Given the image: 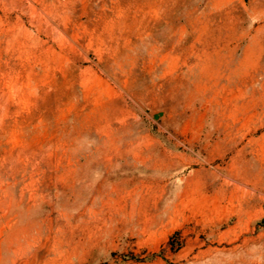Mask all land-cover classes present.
I'll return each mask as SVG.
<instances>
[{
  "label": "rangeland",
  "instance_id": "1",
  "mask_svg": "<svg viewBox=\"0 0 264 264\" xmlns=\"http://www.w3.org/2000/svg\"><path fill=\"white\" fill-rule=\"evenodd\" d=\"M260 45L264 0H0V264H264Z\"/></svg>",
  "mask_w": 264,
  "mask_h": 264
},
{
  "label": "bare ground",
  "instance_id": "2",
  "mask_svg": "<svg viewBox=\"0 0 264 264\" xmlns=\"http://www.w3.org/2000/svg\"><path fill=\"white\" fill-rule=\"evenodd\" d=\"M17 1V0H16ZM20 0H18V2H19ZM5 2V1H4ZM11 2V1H10ZM22 2V1H21ZM15 3V2H14ZM17 3V2H16ZM10 4V3H9ZM18 5V4H17ZM16 6V5H15ZM14 5L12 6V7H15ZM2 9V8H1ZM12 9V8H11ZM14 10V9H13ZM11 11V10H10ZM5 12H7V11H5ZM6 16H8V15H6ZM7 18V17H6ZM10 19V18H9ZM8 20V19H7ZM12 21H13V19H12ZM10 24H11V21H10ZM9 24V25H10ZM15 24V23H14ZM8 25V26H9ZM11 26V25H10ZM112 31H114V30H112ZM13 32V31H12ZM11 32V33H12ZM8 35V34H7ZM12 35V34H11ZM6 36V35H5ZM9 36V35H8ZM7 36V37H8ZM12 37V36H11ZM11 39V38H10ZM126 40H127V37L124 35V31L122 30V29H120V30H118V32L115 34V33H111V32H108L104 37H103V39H102V43H101V45L103 46V48L106 50V52H110L111 54H112V60H113V66H112V68H113V70L115 69L116 70V75H121V74H124L125 72H126V68L128 67V64L130 63H128L127 64V60L128 59H130V58H132V59H134L136 62L135 63H137V60H138V58L137 59H135V58H133V57H127V56H125V55H122V53L120 52L122 49H123V47H125V44H126ZM146 40V38L145 37H143V35H141L140 36V41H145ZM10 41V40H9ZM146 43L145 42H143L142 43V45L139 47V49L140 50H143V51H141V54H140V52H139V54L142 56V54H143V52H145L146 51V49L145 48H147L146 47V45H145ZM149 45V44H148ZM145 46V47H144ZM144 49H145V51H144ZM147 49H149V48H147ZM260 51H262L263 49H264V46H262V45H260ZM159 51V50H158ZM146 55L145 56H142V58L143 59H145V60H147V62H149V65H150V68L151 69H149V70H152L151 72L153 73V75H155V79H157L158 78V73L160 72V64H158V60L161 58H159V52H157V48L154 46H152V48H151V51H146V53H145ZM163 55V54H162ZM129 56V55H128ZM134 56V55H133ZM131 59V60H132ZM164 59V58H163ZM146 62V63H147ZM163 62V61H162ZM134 63V64H135ZM132 64V63H131ZM133 64V65H134ZM148 64V63H147ZM130 65V64H129ZM162 65V64H161ZM234 66V65H233ZM148 67V66H147ZM146 68V67H145ZM149 68V67H148ZM148 70V71H149ZM133 71V70H132ZM237 71V70H236ZM114 72V71H113ZM129 72V71H128ZM166 73V72H165ZM131 74V73H130ZM225 74H226V72H225ZM237 74V73H236ZM125 76V75H124ZM118 77V76H117ZM162 78V77H161ZM256 78V77H255ZM152 79H154V78H152ZM237 79V78H236ZM254 79V78H253ZM126 80V79H125ZM228 80H229V78H228ZM90 81V80H89ZM128 81V80H127ZM253 81V80H252ZM257 81V80H256ZM230 83V82H229ZM254 83H255V81H254ZM154 85H156V83H153V86ZM217 85H219V84H217ZM125 88V87H124ZM225 88H227V87H225ZM124 90V89H123ZM234 90V89H233ZM129 92V91H128ZM236 92V91H235ZM136 93V92H135ZM123 96V95H122ZM232 98H234V97H231V99ZM252 99V98H251ZM219 100V99H218ZM233 100V99H232ZM227 101V100H226ZM250 101V100H249ZM213 103V102H212ZM218 103V102H217ZM237 103V102H236ZM117 104V103H116ZM238 106V105H237ZM249 106V105H248ZM118 108V107H117ZM263 108V107H262ZM115 109V108H114ZM119 110V109H118ZM263 110V109H262ZM115 111V110H114ZM211 111H212V108H211ZM252 111V110H251ZM116 112V111H115ZM255 112H257V111H255ZM114 113V112H113ZM259 113V112H258ZM118 114V113H117ZM260 114H262V113H260ZM257 115V114H256ZM113 116V115H112ZM223 116V115H222ZM264 117V116H263ZM114 118H115V116H114ZM210 135V134H209ZM245 159V158H244ZM242 162V161H241ZM248 164H249V162H248ZM246 167V166H245ZM262 172H260V174H261ZM88 234H90V231H89V233ZM93 235H95V233L94 234H92V236ZM92 236H90L91 238H92ZM100 236V235H99ZM98 240V239H97ZM255 240V239H254ZM72 241V239L70 238L69 239V243ZM93 241V240H92ZM245 241V240H244ZM248 241V240H247ZM88 243L89 244H91V242L90 241H88ZM63 246V245H62ZM83 246V244L82 243H79V244H76L74 247H72V249H71V251L69 252L70 253V255L71 256H73L74 257V255H77V253H78V249L79 248H81ZM69 250H70V248H69ZM85 251V250H84ZM64 255H65V253H64ZM31 259V258H30ZM21 260V259H20ZM61 260H62V256L61 257H58V258H55V259H52L51 261H50V263H48V264H61ZM43 261V260H42Z\"/></svg>",
  "mask_w": 264,
  "mask_h": 264
}]
</instances>
